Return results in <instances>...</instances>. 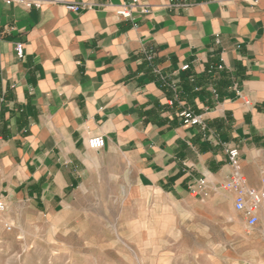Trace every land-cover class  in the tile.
I'll return each mask as SVG.
<instances>
[{"label": "crops", "instance_id": "crops-1", "mask_svg": "<svg viewBox=\"0 0 264 264\" xmlns=\"http://www.w3.org/2000/svg\"><path fill=\"white\" fill-rule=\"evenodd\" d=\"M131 1L28 8L0 0L7 209L27 199L55 215L106 170L127 171L139 189L174 203L192 199L190 185L205 177L208 196L195 197L214 209L225 198L234 208V194L221 187L232 171L230 148H238L248 184L264 190V0H190L188 7L141 0L150 14L117 16ZM67 3L86 7L69 11ZM186 108L203 116L206 131L183 124ZM94 135L105 138L102 149L88 148ZM258 213L251 229H264V205Z\"/></svg>", "mask_w": 264, "mask_h": 264}, {"label": "rangeland", "instance_id": "rangeland-1", "mask_svg": "<svg viewBox=\"0 0 264 264\" xmlns=\"http://www.w3.org/2000/svg\"><path fill=\"white\" fill-rule=\"evenodd\" d=\"M263 254L264 229L227 199L174 203L124 170L91 179L55 215L16 199L0 217V264H264Z\"/></svg>", "mask_w": 264, "mask_h": 264}, {"label": "built area", "instance_id": "built-area-1", "mask_svg": "<svg viewBox=\"0 0 264 264\" xmlns=\"http://www.w3.org/2000/svg\"><path fill=\"white\" fill-rule=\"evenodd\" d=\"M7 3H21L26 7H36L42 8L47 0H5ZM222 1V0H219ZM175 5L188 7L191 5L190 0H176ZM66 9L69 11H79L86 7L85 4L81 3H67L65 5ZM140 11L144 14H150L151 8L148 4H145L141 0H132L131 2L123 3L116 10L117 16L125 19H133L134 13ZM16 52L20 58L25 55L24 43H16ZM146 59L151 61L153 59L152 54H147ZM190 64L186 63L181 66L182 70H188ZM219 70L224 69L223 64L217 66ZM194 78L192 77V81ZM177 91V87H173ZM182 122L189 126H200L201 130L206 131L207 126L202 115L195 113L192 109L186 108L181 113ZM87 146L91 150H99L105 146V138L100 135H94L88 138ZM238 148H230L228 150V161L232 167V171L228 179L222 184V188L226 191H230L234 194V210L243 215L244 222L247 227L253 228L260 221L259 209L264 205V190L258 189L256 187L250 186L247 179L243 173L240 158H239ZM1 172V163H0ZM207 179L205 177L199 178L193 184L190 185V192L193 196H208L206 191ZM7 208L5 199L1 193L0 188V213L5 211ZM10 229L11 226H8Z\"/></svg>", "mask_w": 264, "mask_h": 264}]
</instances>
